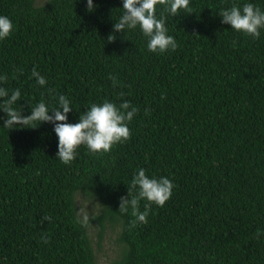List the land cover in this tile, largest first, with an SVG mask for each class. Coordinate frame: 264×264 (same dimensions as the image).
<instances>
[{
    "label": "trees",
    "instance_id": "obj_1",
    "mask_svg": "<svg viewBox=\"0 0 264 264\" xmlns=\"http://www.w3.org/2000/svg\"><path fill=\"white\" fill-rule=\"evenodd\" d=\"M246 2L264 9L191 0L193 12L173 17L158 5L177 43L158 53L139 28L114 33L122 0H94L91 12L84 0H0L14 24L0 41L2 86L21 90L24 115L55 106L54 94L72 102L70 122L105 99L138 109L128 140L107 153L81 145L70 164L55 156L52 124L0 125V264H99L81 194L102 206L101 231L107 219L120 227L116 264H264V28L253 38L219 16ZM139 168L174 188L162 207L141 200L147 223L133 226L118 209Z\"/></svg>",
    "mask_w": 264,
    "mask_h": 264
},
{
    "label": "clouds",
    "instance_id": "obj_2",
    "mask_svg": "<svg viewBox=\"0 0 264 264\" xmlns=\"http://www.w3.org/2000/svg\"><path fill=\"white\" fill-rule=\"evenodd\" d=\"M84 2L86 11L91 12L95 9L94 0H84ZM158 5L173 17L180 13L193 12L190 6L191 0H122L123 12L113 25L114 33L139 28L147 38V49L150 52L174 51L177 48L175 37L168 32L166 17L156 15ZM219 16L222 18V23L253 38H259L260 30L264 28V9L253 2L233 4L219 12ZM13 30L14 24L11 18L0 15V41L8 38ZM114 38V35L108 36L109 41ZM30 78H35L40 86L47 84L46 78L37 71L35 66ZM110 78L115 84L116 78L111 76ZM4 80L5 77L0 76V101H2L0 110L6 114L0 125L9 130L34 128L42 122L52 124V130L58 140L55 156L64 164H70L76 158L77 149L81 145H85L92 153H107L111 151L113 145L130 138L128 123L133 120L138 109L130 108V102L127 100H123L119 106L107 99L100 103H91L85 111L79 113L76 122H70L69 113L73 110L72 102L64 94L58 97L54 94L55 106L42 100L34 106L30 105V113L24 115L23 110L15 107L22 98L21 90L6 89L2 86ZM120 95L123 96L124 93ZM173 188L174 183L168 177L148 175L144 168H139L133 174L127 195L120 197L118 210L121 213L132 210V215L135 217L133 226L136 222L147 223L148 205H145L144 211H140L139 202L147 200L162 207L171 197ZM133 192L135 194H132ZM43 219L50 221L51 217L45 216ZM259 233L260 230H258V237Z\"/></svg>",
    "mask_w": 264,
    "mask_h": 264
},
{
    "label": "rangeland",
    "instance_id": "obj_3",
    "mask_svg": "<svg viewBox=\"0 0 264 264\" xmlns=\"http://www.w3.org/2000/svg\"><path fill=\"white\" fill-rule=\"evenodd\" d=\"M47 0H37L38 4H44ZM79 210L83 217L90 221L89 231L94 242L99 264H116L120 258L121 244L118 242L120 227H114L107 219L102 224L95 217L102 215L103 208L97 200L85 194L78 195Z\"/></svg>",
    "mask_w": 264,
    "mask_h": 264
}]
</instances>
